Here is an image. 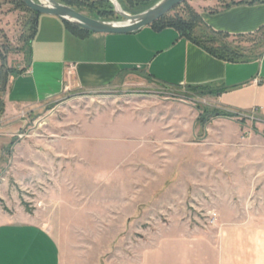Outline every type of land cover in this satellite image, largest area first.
I'll use <instances>...</instances> for the list:
<instances>
[{
    "label": "rangeland",
    "instance_id": "rangeland-1",
    "mask_svg": "<svg viewBox=\"0 0 264 264\" xmlns=\"http://www.w3.org/2000/svg\"><path fill=\"white\" fill-rule=\"evenodd\" d=\"M66 1L86 17L122 21L110 0ZM117 1L129 15L159 2ZM207 1L192 0L167 16L199 15L196 7ZM213 1L221 7L251 0ZM32 19L15 0H0L8 81L29 62L24 40ZM200 32L208 33L204 24L195 37ZM241 42L264 44V32ZM140 79L105 91L70 92L26 113L19 129L0 133V224L40 226L57 241L61 264H140L169 236L215 227L214 201L229 197L240 204L235 187L216 183L223 172L216 165L235 161L222 148L263 146L264 122L227 112L232 117L201 123L206 111L218 109L215 97ZM7 84H0V99ZM6 125L0 122V128Z\"/></svg>",
    "mask_w": 264,
    "mask_h": 264
},
{
    "label": "crops",
    "instance_id": "crops-1",
    "mask_svg": "<svg viewBox=\"0 0 264 264\" xmlns=\"http://www.w3.org/2000/svg\"><path fill=\"white\" fill-rule=\"evenodd\" d=\"M217 5L209 0L196 7L211 30L231 36L264 32V2ZM32 51L24 72L9 78L2 95L0 122L8 124L0 128L3 135L19 129L26 113L70 92L105 91L140 84V78L176 88H225L213 101L216 108L256 115L264 122V54L256 61L229 63L182 38L176 29L157 31L152 26L130 35L92 33L82 39L67 30L63 19L46 15L38 17ZM221 150L236 158L216 165L223 171L216 183L235 187L241 206L235 198L215 199V227L169 236L148 250L140 264H264V145ZM58 246L34 223L0 224V264H61Z\"/></svg>",
    "mask_w": 264,
    "mask_h": 264
},
{
    "label": "trees",
    "instance_id": "trees-1",
    "mask_svg": "<svg viewBox=\"0 0 264 264\" xmlns=\"http://www.w3.org/2000/svg\"><path fill=\"white\" fill-rule=\"evenodd\" d=\"M17 5L23 9H26L33 15V19L31 21L32 28L30 35L24 40L25 41V49L29 52V62L32 59V43L33 39L37 33L38 30V17L39 15L35 12L31 11L21 0H15ZM252 3L254 2H264V0H251ZM62 3L64 5H67L69 7L76 6L75 4H72L69 1L62 0ZM235 4V3H234ZM152 6V5H151ZM151 6H147L143 11L150 9ZM143 11H140L138 14L142 13ZM108 15V14H105ZM104 15V16H105ZM135 15V14H134ZM137 15V14H136ZM106 17V16H105ZM112 17L111 15L108 16V18ZM67 30L72 33L74 36L78 38H86L91 32L84 30L80 28L79 26L70 23L68 21L63 20ZM201 24H204L201 17L199 15H196L195 13H192L188 19L178 18L177 16L174 18H170L169 16L163 17L161 20L156 22L152 27L156 29L157 31H162L164 29L173 28L176 29L180 36L195 45L202 48L204 51L209 53L211 56L225 61L229 63H248L252 61H256L260 59L264 54V44H256L253 47H246L243 46L241 40L253 37L255 35L250 36H231L226 33L221 32H215L208 28L205 24L204 27L207 29V32H203L201 34L200 32V39L195 37V31L200 27ZM28 62V63H29ZM0 69H1V86L6 85L8 81L7 73H5V56L0 48ZM24 70L10 72V77L13 74H22ZM214 85H205V86H188L189 90H192L200 97H218L221 93L225 92V88H220L216 90L217 92H211L209 91L211 87ZM4 113V103L0 99V115ZM213 116H223V117H232L229 113L222 109H214L206 111L203 116L200 118L201 123H206L209 121L210 118Z\"/></svg>",
    "mask_w": 264,
    "mask_h": 264
},
{
    "label": "water",
    "instance_id": "water-1",
    "mask_svg": "<svg viewBox=\"0 0 264 264\" xmlns=\"http://www.w3.org/2000/svg\"><path fill=\"white\" fill-rule=\"evenodd\" d=\"M21 1L39 16L46 15L61 18L93 34L130 35L135 34L146 27L154 25L176 7L192 0H159L155 6L137 15H129L123 12L120 9V5L117 0H110L114 6L115 12L122 18V21L119 22L102 21L86 17L73 8L56 2L55 0Z\"/></svg>",
    "mask_w": 264,
    "mask_h": 264
},
{
    "label": "built area",
    "instance_id": "built-area-1",
    "mask_svg": "<svg viewBox=\"0 0 264 264\" xmlns=\"http://www.w3.org/2000/svg\"><path fill=\"white\" fill-rule=\"evenodd\" d=\"M213 217V219L215 220L217 217H216V215H214V216H212ZM216 221V220H215Z\"/></svg>",
    "mask_w": 264,
    "mask_h": 264
}]
</instances>
